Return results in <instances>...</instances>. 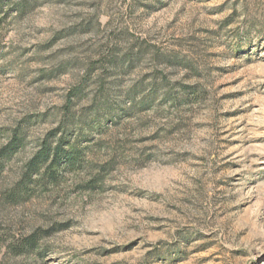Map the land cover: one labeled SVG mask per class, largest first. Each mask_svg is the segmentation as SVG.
<instances>
[{"label": "rangeland", "instance_id": "374dc122", "mask_svg": "<svg viewBox=\"0 0 264 264\" xmlns=\"http://www.w3.org/2000/svg\"><path fill=\"white\" fill-rule=\"evenodd\" d=\"M0 156V264H264V0H0Z\"/></svg>", "mask_w": 264, "mask_h": 264}, {"label": "trees", "instance_id": "16d2710c", "mask_svg": "<svg viewBox=\"0 0 264 264\" xmlns=\"http://www.w3.org/2000/svg\"><path fill=\"white\" fill-rule=\"evenodd\" d=\"M48 141L46 140V141H44V146L46 145H48ZM12 145H14V144H12ZM45 148V147H44ZM74 153V152H73ZM60 155H61V151L59 150V149H57L55 152H54V158H56L57 159V157H60ZM1 157V156H0ZM48 157H49V155H48V152L46 151V150H44V151H42V153H41V159H43V161H46L47 159H48ZM40 159H38V160H36L34 163H33V165H35L38 161H39ZM67 161H71V162H73V158H72V160H71V158L69 157V158H67Z\"/></svg>", "mask_w": 264, "mask_h": 264}]
</instances>
